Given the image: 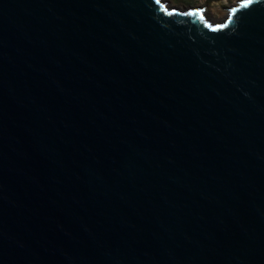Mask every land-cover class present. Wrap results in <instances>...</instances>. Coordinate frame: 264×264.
Returning a JSON list of instances; mask_svg holds the SVG:
<instances>
[{
	"label": "water",
	"instance_id": "water-1",
	"mask_svg": "<svg viewBox=\"0 0 264 264\" xmlns=\"http://www.w3.org/2000/svg\"><path fill=\"white\" fill-rule=\"evenodd\" d=\"M0 264H264V0H0Z\"/></svg>",
	"mask_w": 264,
	"mask_h": 264
},
{
	"label": "rangeland",
	"instance_id": "rangeland-1",
	"mask_svg": "<svg viewBox=\"0 0 264 264\" xmlns=\"http://www.w3.org/2000/svg\"><path fill=\"white\" fill-rule=\"evenodd\" d=\"M171 6L185 8H203L206 16L214 21H222L228 10L241 0H164Z\"/></svg>",
	"mask_w": 264,
	"mask_h": 264
},
{
	"label": "snow or ice",
	"instance_id": "snow-or-ice-1",
	"mask_svg": "<svg viewBox=\"0 0 264 264\" xmlns=\"http://www.w3.org/2000/svg\"><path fill=\"white\" fill-rule=\"evenodd\" d=\"M248 2L251 3L252 0H248ZM157 3H159V0H157ZM190 14H193L194 15L195 13H190Z\"/></svg>",
	"mask_w": 264,
	"mask_h": 264
}]
</instances>
